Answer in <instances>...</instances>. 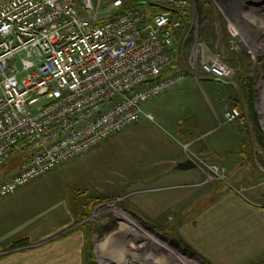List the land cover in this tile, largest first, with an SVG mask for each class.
Listing matches in <instances>:
<instances>
[{"label":"built area","instance_id":"built-area-1","mask_svg":"<svg viewBox=\"0 0 264 264\" xmlns=\"http://www.w3.org/2000/svg\"><path fill=\"white\" fill-rule=\"evenodd\" d=\"M188 15L189 0H0V166L13 152L23 153L17 172L0 183V199L142 116L154 120L143 105L186 79L183 71H164L174 66ZM226 19L236 39L234 20ZM188 33L182 38L192 43L187 67L194 80L199 71L229 78L219 52L197 61L203 44ZM243 117L237 107L223 113L224 123L239 128ZM195 140L181 144L187 159L235 190L223 167L190 149ZM33 246L20 243L0 253Z\"/></svg>","mask_w":264,"mask_h":264},{"label":"crops","instance_id":"crops-1","mask_svg":"<svg viewBox=\"0 0 264 264\" xmlns=\"http://www.w3.org/2000/svg\"><path fill=\"white\" fill-rule=\"evenodd\" d=\"M189 79L192 78L186 77L182 83L155 97L156 101L143 105L144 112L151 113L154 120L142 116L123 132L67 163L74 171L83 168L84 159L95 152L105 151L106 157L124 152L135 155L133 160L128 156L130 164L112 166L105 177L81 181L78 191L93 194L91 198H73L69 204L62 195L56 199L55 208L40 209L42 203L38 197L43 189L39 187L58 184L45 175L1 198L0 252L14 244L34 246L0 253V264H82L86 260V239L83 230L75 225L84 216L89 202L104 197L99 194L138 189L129 200V210L135 215L141 212L150 219L166 216L170 210L185 209L187 202L197 197L190 186L201 179L202 172L197 167L177 169L176 165L187 159L181 144L194 138L192 145L199 155L210 162L224 164L226 172L240 181L246 171L244 164L251 159L246 134L242 128L228 124L229 128H220V136L213 138L220 129L216 127L207 93L193 79L194 89H189L197 90L198 100H195L183 86ZM204 81L211 91L215 80ZM259 184L245 188L242 183L235 190H216L217 195L208 198L194 213L186 214L187 209L177 213L180 215L176 230L179 240L211 264H245L259 256L264 252V203L247 199L243 194ZM60 207L61 210H56Z\"/></svg>","mask_w":264,"mask_h":264},{"label":"rangeland","instance_id":"rangeland-1","mask_svg":"<svg viewBox=\"0 0 264 264\" xmlns=\"http://www.w3.org/2000/svg\"><path fill=\"white\" fill-rule=\"evenodd\" d=\"M201 1L189 0L188 24H184L183 29L180 27L178 32L177 42L180 50L175 55V60L178 59L179 71H186V77L192 78L183 86L187 90L186 93L189 92L195 100H198L197 90L189 89H194L191 83L194 79L192 75L194 72L187 67L189 47L192 43L190 40H185L183 43L182 38V35L189 31L188 34L192 36V41L198 40L203 44L204 52L203 54L199 52L197 61L202 57L206 58L219 52L231 69L229 78L212 81L211 91L204 79H214L200 71L197 72L198 87L207 93L208 102L216 116L217 129L230 127L223 121V113L228 108L237 107L241 114L244 113L242 115L246 123L242 129L246 134L248 154L252 153L253 156L245 160L246 171L242 173L243 178L240 181L231 177L228 172L227 176L236 188L242 183L244 185L242 187L245 188L260 183L255 189L244 191L243 194L247 199L264 203V164L260 161L264 159V148L260 144V141L264 142V0H234L239 1L240 6L237 7L229 5L233 0H206V3ZM226 17L234 20V26L239 34L236 39L230 36ZM247 100H251V103L249 104ZM150 101H156V98ZM221 133L220 129L213 135V138H218ZM190 149L204 162L216 164L228 170L224 164L205 160L192 144ZM22 155L23 153L13 152L0 166V183L7 181L17 172L23 159H21ZM128 156L132 160L135 158L134 154L128 152L115 153L106 157L105 151H100V153L87 155L83 168L73 171L70 170L69 165L65 164L48 172L45 177L49 176L50 180L58 184L55 187L51 185L47 188L46 186L39 187L43 189L38 197L42 203L40 209H50L56 203V199L62 195L66 197L69 204L73 198L84 200L88 199L87 196L91 198L93 194L78 191L81 181L88 182L95 178L105 177L112 166L130 164ZM205 170L210 173L207 169ZM200 171L202 172L201 179L190 186L193 192L197 193V197L187 202L186 214L194 213L210 200L208 198L217 195L216 190L223 188L222 184L210 179L211 173L210 176ZM246 181L248 183L244 184ZM52 187L58 188V192L54 193L55 189L50 191ZM135 190L127 189L104 195L99 194L98 196L104 197L89 202L84 216L75 225L83 230L86 239L84 253L87 252L88 255L82 264H124V262H118L121 260L118 258L119 255L127 261L125 264H178L181 261L182 264H211L188 249L178 238L176 230L180 215L177 213L184 212L185 209L170 210L166 216L156 219H150L141 212L135 215L129 210V200ZM56 210H61V207ZM82 220L85 222H81ZM144 231L149 235L154 233L156 239L151 238V240L143 236ZM135 240H139L142 244L134 245ZM161 245L164 247H160ZM245 264H264V252Z\"/></svg>","mask_w":264,"mask_h":264},{"label":"trees","instance_id":"trees-1","mask_svg":"<svg viewBox=\"0 0 264 264\" xmlns=\"http://www.w3.org/2000/svg\"><path fill=\"white\" fill-rule=\"evenodd\" d=\"M206 0H202L201 2L202 3H206L205 2ZM187 20L188 19H186V20H182V25H181V29H183L182 27H184V24L186 25V24H188V22H187ZM178 59H176L175 60V62H174V66H173V68H168L167 70H165L164 71V75L165 74H168V73H170L172 70H179V66H178ZM180 68H183V67H181L180 66ZM183 70V69H182ZM184 72H186V71H184ZM248 101V103L250 104L251 103V100H247ZM243 115H244V113H242ZM260 140V139H259ZM260 144H261V146L264 148V142L263 141H260ZM253 156V154L252 153H250V157H252ZM260 161H261V163H263L264 164V159H260ZM217 183H220V184H222V189L224 190V191H229V190H231V188L230 187H228V186H226L224 183H221V182H217ZM179 221H180V219L178 220V224H179ZM14 245H16V244H14ZM13 245V246H14ZM189 249V248H188ZM88 262V261H87Z\"/></svg>","mask_w":264,"mask_h":264},{"label":"bare ground","instance_id":"bare-ground-1","mask_svg":"<svg viewBox=\"0 0 264 264\" xmlns=\"http://www.w3.org/2000/svg\"><path fill=\"white\" fill-rule=\"evenodd\" d=\"M120 230V229H119ZM122 230V229H121ZM131 233V232H130ZM143 236H146V237H148L149 239H151V238H154V239H156V237H155V234L154 233H151V235H149L148 233H146L145 231L143 232ZM152 240V239H151ZM138 244H142L139 240H135V243H134V245H138ZM160 247H164L163 245H161ZM128 248L129 249H132V248H130V246H128ZM150 252V251H149ZM129 253H130V250H129ZM136 254V253H135ZM139 254V253H138ZM141 255V254H140ZM138 256V255H137ZM150 257V256H149ZM118 258H120L121 260H118ZM117 258V260H118V262H124V264H125V262H127L125 259H123L122 258V256H120L119 255V257ZM128 260V259H127ZM152 260V259H151ZM145 261V260H144ZM130 262V261H129ZM155 262V261H154ZM177 262V261H176ZM135 263H137V262H135ZM150 263V262H149ZM178 263V262H177ZM180 263V262H179ZM178 263V264H179ZM128 264V263H127ZM152 264V263H151ZM180 264H182V261H181V263Z\"/></svg>","mask_w":264,"mask_h":264},{"label":"water","instance_id":"water-1","mask_svg":"<svg viewBox=\"0 0 264 264\" xmlns=\"http://www.w3.org/2000/svg\"><path fill=\"white\" fill-rule=\"evenodd\" d=\"M196 165L190 160V159H186L183 162H180L176 165L177 169H190V168H195ZM88 253H85V257H87Z\"/></svg>","mask_w":264,"mask_h":264}]
</instances>
